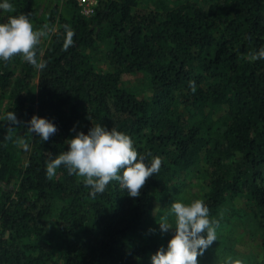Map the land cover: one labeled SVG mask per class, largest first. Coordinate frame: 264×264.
<instances>
[{
  "label": "trees",
  "instance_id": "obj_1",
  "mask_svg": "<svg viewBox=\"0 0 264 264\" xmlns=\"http://www.w3.org/2000/svg\"><path fill=\"white\" fill-rule=\"evenodd\" d=\"M9 2L0 23L23 13L56 30L37 48L43 70L0 60V264H152L169 242L156 205L196 200L177 184L195 178L212 220L243 201L261 233L253 264H264V60L247 59L264 47V0H99L90 18L68 0L69 15L52 7L42 21L35 0ZM65 25L75 31L67 51ZM137 75L146 92L123 84ZM33 116L57 128L48 141L27 133ZM97 124L129 135L146 163L161 157L139 197L113 181L92 198L64 166L47 178V154Z\"/></svg>",
  "mask_w": 264,
  "mask_h": 264
},
{
  "label": "clouds",
  "instance_id": "obj_2",
  "mask_svg": "<svg viewBox=\"0 0 264 264\" xmlns=\"http://www.w3.org/2000/svg\"><path fill=\"white\" fill-rule=\"evenodd\" d=\"M0 9L12 12L13 5L9 0H3ZM29 15H13L6 23H0V60L8 62L15 56H21L35 69L43 70L46 62L37 59V48L41 38L56 29L48 24H44L41 29H34ZM64 32L63 50L67 51L73 45L75 31L70 25H65ZM247 59L264 60V47L250 51ZM189 88L193 93L196 91L195 81L189 82ZM5 119L12 125L21 124L14 112H8ZM27 124V133L31 136L35 133L43 142L57 132L53 123L37 116H33ZM71 131H75V128ZM17 143L27 150L28 144L23 139H18ZM66 143L69 145L67 152H61L55 157L51 153L47 154L46 176L52 179L57 169L64 166L69 175L84 178L83 183L90 189L89 195L92 198L102 194L113 181L118 182L122 190L126 189L130 197H139L148 178L158 174L162 164L159 156L152 157L151 162L146 163L150 153H138L129 135L115 128L108 130L101 124L93 126L87 134L76 133ZM170 213L175 217V227L169 226L165 216V222L159 223L160 230L168 232L174 229L175 235L168 242L167 250L161 247L151 257L152 264H197L198 256H202L217 240L218 222L210 219L209 208L201 199L188 204L177 200L172 203ZM225 264H243V261L228 257Z\"/></svg>",
  "mask_w": 264,
  "mask_h": 264
},
{
  "label": "rangeland",
  "instance_id": "obj_3",
  "mask_svg": "<svg viewBox=\"0 0 264 264\" xmlns=\"http://www.w3.org/2000/svg\"><path fill=\"white\" fill-rule=\"evenodd\" d=\"M35 1L39 15L38 21L46 20L52 7H58V14L69 15L71 12L65 3L62 4L56 0ZM36 27H34V29H36ZM43 39L44 37L41 38V42ZM102 50L103 48L101 51ZM96 67L97 70H107V66L103 62H100ZM123 84L127 87L139 89L141 92L147 91L146 82L142 75L124 77ZM177 184L179 187L178 189L181 190V195L186 200L192 198L202 200L205 186L200 178L186 181V184L179 181ZM175 201H177V199L171 201V204L167 207L160 204L156 205L154 216L158 219L157 222L159 226V223L165 222L163 218L166 216L169 226L172 228L175 227V217L170 213V207ZM242 210L244 211L243 201H237L234 203V207L228 210L227 214H224L225 219L227 216L228 220L225 221V219L221 218V221H218L217 240L204 251L202 256H198L197 262L199 264H203V260H205V262L207 260V264H225V260L228 257L241 259L243 264H253L255 260L260 261L262 256L261 233L256 224L244 216L246 212L241 213ZM170 217L173 220V226L171 225ZM163 233L170 241L175 235V230L171 229ZM204 235L206 236V234Z\"/></svg>",
  "mask_w": 264,
  "mask_h": 264
},
{
  "label": "built area",
  "instance_id": "obj_4",
  "mask_svg": "<svg viewBox=\"0 0 264 264\" xmlns=\"http://www.w3.org/2000/svg\"><path fill=\"white\" fill-rule=\"evenodd\" d=\"M60 3H66L68 0H56ZM79 12L85 18H90L94 15L95 10L99 4V0H71Z\"/></svg>",
  "mask_w": 264,
  "mask_h": 264
}]
</instances>
